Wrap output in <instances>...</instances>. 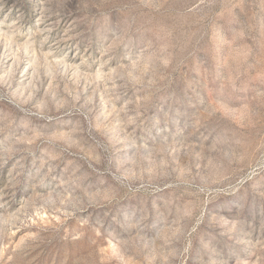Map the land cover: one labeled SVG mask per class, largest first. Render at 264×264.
Here are the masks:
<instances>
[{"label": "rangeland", "instance_id": "obj_1", "mask_svg": "<svg viewBox=\"0 0 264 264\" xmlns=\"http://www.w3.org/2000/svg\"><path fill=\"white\" fill-rule=\"evenodd\" d=\"M0 264H264V0H0Z\"/></svg>", "mask_w": 264, "mask_h": 264}]
</instances>
